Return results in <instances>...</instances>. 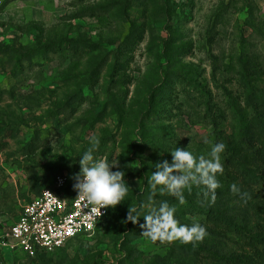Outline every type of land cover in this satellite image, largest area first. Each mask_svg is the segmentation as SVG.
<instances>
[{
    "label": "rangeland",
    "instance_id": "1",
    "mask_svg": "<svg viewBox=\"0 0 264 264\" xmlns=\"http://www.w3.org/2000/svg\"><path fill=\"white\" fill-rule=\"evenodd\" d=\"M255 29L254 39H264V0L6 1L0 234L40 182L80 166L91 137L100 141L93 162L123 171L128 193L92 232L34 257L0 250V264H227L223 252H258L264 192L255 178L264 174V156L254 149L264 150V71L246 40ZM240 126L252 147L237 140ZM205 139L224 144L220 186L207 196L193 186L184 204L157 194L153 204L167 201L179 223L196 219L207 235L195 244L152 242L140 227L148 177L176 147L207 157ZM129 208L140 216L135 223L126 219Z\"/></svg>",
    "mask_w": 264,
    "mask_h": 264
},
{
    "label": "clouds",
    "instance_id": "2",
    "mask_svg": "<svg viewBox=\"0 0 264 264\" xmlns=\"http://www.w3.org/2000/svg\"><path fill=\"white\" fill-rule=\"evenodd\" d=\"M100 141L96 137L90 138V147L83 152L79 163L81 165L80 176L82 180L73 185L79 195H83L87 201L101 208L114 209L122 204L128 193V185L123 179L124 172L120 170L110 171V163L103 159H96L93 162V152ZM204 143L210 144L205 139ZM224 150L223 143L210 144L207 157L195 156L187 148L176 147L169 151L171 162L163 160L155 164V171L148 177L147 186L150 195L147 203L141 207L148 209L143 216L144 223L140 225L142 234L152 242L179 241L184 244L202 241L207 235L206 229L193 219L191 224L185 225L178 222L175 217V207L170 206L165 200L159 202L158 206L153 204V198L165 193L174 197L179 204L185 203L184 191H191L193 186H202L205 189L204 195L214 191L220 186L217 174H222L224 169L221 164V153ZM116 165L112 163L111 166ZM233 191H239L235 184L231 186ZM246 195V194H243ZM135 208H129L126 219L136 222Z\"/></svg>",
    "mask_w": 264,
    "mask_h": 264
},
{
    "label": "built area",
    "instance_id": "3",
    "mask_svg": "<svg viewBox=\"0 0 264 264\" xmlns=\"http://www.w3.org/2000/svg\"><path fill=\"white\" fill-rule=\"evenodd\" d=\"M80 180V174L74 177L66 170L51 173L48 183L22 204L8 231L0 234V250L34 257L92 232L107 209L99 210L78 194L73 185Z\"/></svg>",
    "mask_w": 264,
    "mask_h": 264
},
{
    "label": "trees",
    "instance_id": "4",
    "mask_svg": "<svg viewBox=\"0 0 264 264\" xmlns=\"http://www.w3.org/2000/svg\"><path fill=\"white\" fill-rule=\"evenodd\" d=\"M6 1H8V0H5L4 3ZM257 33H260V32H259V30L255 29L252 33H250L247 36L246 40L249 43V53L255 58V61L258 65V67L264 71V39L261 36L258 37V39H256V38L254 39L253 36H254V34H257ZM251 117L256 118L257 114H251ZM237 140L240 141L241 144L243 145V147H245V148L252 147V139L244 134V129L242 126L239 127V132L237 134ZM254 152H256L257 155L264 156V150L260 147L255 148ZM231 158H232L231 156H228V159H231ZM78 161H80V160H78ZM66 171H68V170H66ZM80 171H81V165L78 166V164H76L75 166H73L72 171H68V172L70 174H72L74 177H76L80 174ZM48 179H49V177L47 178V180H44V182H40V184H41L40 187L47 184ZM255 179H256L255 182H256L257 186L264 192V180H263L264 174L257 176ZM243 202L246 204L248 209H254L253 204H251L248 200L246 202V200H244V198H243ZM205 213L209 214L210 210L207 209L205 211ZM106 215H107V212H106L105 216L100 221L104 220ZM212 215L216 216L217 220L224 221L225 222L224 223L225 228L231 226L229 220L225 219L226 217H224L222 215L217 216L216 214H212ZM232 230H233V233L235 232V235H238V236L239 235H241V236L245 235L243 233L244 231L242 229H237L235 226L233 227ZM221 231H224V230L222 229ZM224 233L225 232L221 233V235H222L221 237L228 239L227 236H224ZM80 235H83V234H80ZM80 235H77V236L69 239L68 241H70L76 237H79ZM243 239H245V238H243ZM68 241H66L65 243H67ZM257 244L259 246V251L254 253V254H249L248 252H245L244 250H243L244 252H240V253L239 252H236V253L223 252L222 253L223 258L227 261V264H264V237H262V236L258 237L257 238ZM58 248L59 247H57L55 249H58Z\"/></svg>",
    "mask_w": 264,
    "mask_h": 264
}]
</instances>
